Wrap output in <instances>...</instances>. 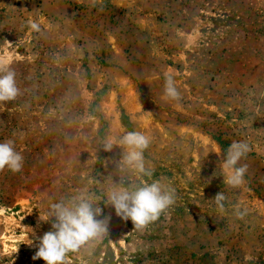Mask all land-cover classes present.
Masks as SVG:
<instances>
[{"label": "rangeland", "instance_id": "obj_1", "mask_svg": "<svg viewBox=\"0 0 264 264\" xmlns=\"http://www.w3.org/2000/svg\"><path fill=\"white\" fill-rule=\"evenodd\" d=\"M0 61L20 89L0 103V142L24 157L0 171V264H45L32 257L54 218L39 216L81 190L100 197L108 235L71 264H264V0H0ZM127 131L150 136L153 175L124 178L176 193L143 230L103 202L122 149L101 142ZM240 141L233 188L220 165Z\"/></svg>", "mask_w": 264, "mask_h": 264}, {"label": "clouds", "instance_id": "obj_2", "mask_svg": "<svg viewBox=\"0 0 264 264\" xmlns=\"http://www.w3.org/2000/svg\"><path fill=\"white\" fill-rule=\"evenodd\" d=\"M31 28L39 31L37 23H31ZM15 77L16 73L0 61V103L13 101L20 95ZM164 94L170 100L181 99L171 75L166 77ZM150 143L151 138L147 134L141 131H127L117 139L106 137L100 145L105 152H111L114 146L122 149V158L117 165L119 183H114L111 178L103 202L113 206L117 216L124 220L130 219L134 230H143L151 222L158 220L176 201L175 189L159 180L151 183H133L124 178L123 174L130 172L147 177L153 175L144 156ZM248 151L249 146L243 141L233 142L228 148L220 165L225 173L224 183L228 186L235 188L243 184L247 165H237ZM23 162L24 157L15 149L14 141L9 139L0 142V171L8 168L14 173L20 172ZM212 200L223 211L225 194L217 193ZM100 201V197L94 193L81 190L67 201L52 203L44 215L39 216V219L45 222L54 218L51 222L52 230L39 238L38 251L32 259H42L45 264H71L70 253H78L86 245L98 242L108 235L109 218H98L102 214V209L97 206ZM237 215L242 216L243 213L238 209Z\"/></svg>", "mask_w": 264, "mask_h": 264}]
</instances>
